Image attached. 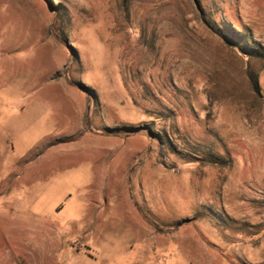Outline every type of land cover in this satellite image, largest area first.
<instances>
[{
  "label": "rangeland",
  "instance_id": "1",
  "mask_svg": "<svg viewBox=\"0 0 264 264\" xmlns=\"http://www.w3.org/2000/svg\"><path fill=\"white\" fill-rule=\"evenodd\" d=\"M0 264H264V0H0Z\"/></svg>",
  "mask_w": 264,
  "mask_h": 264
}]
</instances>
